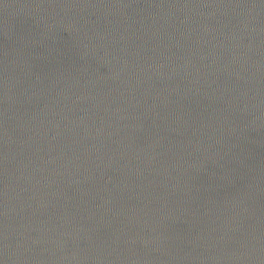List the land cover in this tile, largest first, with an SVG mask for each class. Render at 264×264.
Returning <instances> with one entry per match:
<instances>
[{"label": "water", "instance_id": "95a60500", "mask_svg": "<svg viewBox=\"0 0 264 264\" xmlns=\"http://www.w3.org/2000/svg\"><path fill=\"white\" fill-rule=\"evenodd\" d=\"M0 264H264V0H0Z\"/></svg>", "mask_w": 264, "mask_h": 264}]
</instances>
